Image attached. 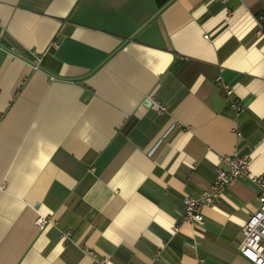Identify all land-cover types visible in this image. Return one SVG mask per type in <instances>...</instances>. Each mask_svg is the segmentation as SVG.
I'll list each match as a JSON object with an SVG mask.
<instances>
[{
	"label": "crops",
	"instance_id": "obj_1",
	"mask_svg": "<svg viewBox=\"0 0 264 264\" xmlns=\"http://www.w3.org/2000/svg\"><path fill=\"white\" fill-rule=\"evenodd\" d=\"M233 154L264 179V0H0V264H254L251 180L181 221Z\"/></svg>",
	"mask_w": 264,
	"mask_h": 264
},
{
	"label": "built area",
	"instance_id": "obj_2",
	"mask_svg": "<svg viewBox=\"0 0 264 264\" xmlns=\"http://www.w3.org/2000/svg\"><path fill=\"white\" fill-rule=\"evenodd\" d=\"M227 97L233 94V90L225 86ZM230 106L237 112L242 110V106L235 100L230 102ZM154 108L157 111H164L165 108L158 102L154 103ZM222 160L228 165V170H218L215 181L210 188L202 194L201 197L194 198L187 196L184 200V210L181 216L183 223L202 224L203 223V207L211 205L217 197H219L225 189L240 181L251 180L258 188L257 201L258 207L248 217L242 226V238L238 244L239 251L248 257L254 264H264V179L259 175H252L249 170L248 155H226ZM49 222L46 217L39 216L35 221V226L42 230ZM103 263H106L104 259Z\"/></svg>",
	"mask_w": 264,
	"mask_h": 264
}]
</instances>
